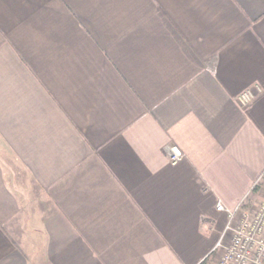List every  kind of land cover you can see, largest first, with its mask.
<instances>
[{"label":"crops","instance_id":"obj_1","mask_svg":"<svg viewBox=\"0 0 264 264\" xmlns=\"http://www.w3.org/2000/svg\"><path fill=\"white\" fill-rule=\"evenodd\" d=\"M263 173L264 0H0V264H219Z\"/></svg>","mask_w":264,"mask_h":264},{"label":"built area","instance_id":"obj_2","mask_svg":"<svg viewBox=\"0 0 264 264\" xmlns=\"http://www.w3.org/2000/svg\"><path fill=\"white\" fill-rule=\"evenodd\" d=\"M251 91L243 92L239 102L246 106L252 102ZM177 145L166 146V155L172 164H178L185 154ZM264 173L254 183L250 193L262 183ZM244 199L232 210L222 203L216 204L219 211L228 212V223L216 246L222 250L219 264H264V198L255 210L246 208ZM199 264H206L205 260Z\"/></svg>","mask_w":264,"mask_h":264}]
</instances>
